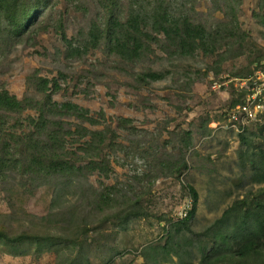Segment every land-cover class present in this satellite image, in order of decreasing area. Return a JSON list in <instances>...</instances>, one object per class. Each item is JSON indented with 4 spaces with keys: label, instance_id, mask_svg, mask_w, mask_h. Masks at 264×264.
Returning <instances> with one entry per match:
<instances>
[{
    "label": "rangeland",
    "instance_id": "obj_1",
    "mask_svg": "<svg viewBox=\"0 0 264 264\" xmlns=\"http://www.w3.org/2000/svg\"><path fill=\"white\" fill-rule=\"evenodd\" d=\"M80 1L48 0L34 25L36 38L0 43V87L6 85L20 99L27 95L40 97L32 85L29 88V76L39 74L53 79L64 73V90L54 98L72 100L88 108L94 117L100 111L106 113L108 121L102 125L84 124L93 129L112 126L117 144L106 146L103 155L110 159L113 170L108 177L89 173L76 181L72 194L65 193L63 199L68 197L69 201L64 208L81 206L83 211L78 232L69 234L60 217L50 226L49 235L55 237L52 241L0 243V264H70L75 259V264H178L179 256L175 254L168 260L163 258L165 253L156 262L152 259V247L168 243L173 245L171 253L185 251L188 260L187 252L191 250L193 261L198 263L200 245L208 247L212 243L204 237L206 230L237 200L264 187V183H254L251 178V160L258 158L259 148H264V117L247 124L243 132L232 127L229 119L237 106L233 102H243L252 82L260 83L258 72L264 73V2L238 0L240 30L235 27V35L222 42L218 53L226 52L227 58L218 69L219 56L202 51L193 57L166 59L167 53L156 49L157 55L151 54L139 63L121 61L101 51L103 48L79 57L68 55L58 31L60 19L77 46L82 31H87L93 20L103 21L113 12L100 7L96 0ZM130 2L118 0L114 13L126 17ZM173 2L178 11L208 28L228 17L225 7L219 9L212 0ZM150 67L170 69L172 73L150 85H137L132 73ZM118 117L133 122L121 127ZM16 118L19 116L8 119L7 130H13ZM69 120L80 123L74 118ZM186 130L192 131L193 145L181 150ZM241 134L248 141H243ZM182 157L187 167L182 163L179 170L168 167ZM163 160L168 166L161 164ZM58 184L55 178L31 179L29 184L13 173L0 178V228L14 231L13 236L45 231L47 223L41 218L56 211L58 204L53 201ZM104 184L115 187L125 199L89 219L91 205L82 194L97 193ZM189 184L197 189L199 198L194 218L180 231L181 237H186L184 241L191 243L182 251L174 241L179 240L178 236L171 238L169 231L192 208ZM135 196L134 203L126 201Z\"/></svg>",
    "mask_w": 264,
    "mask_h": 264
},
{
    "label": "trees",
    "instance_id": "obj_2",
    "mask_svg": "<svg viewBox=\"0 0 264 264\" xmlns=\"http://www.w3.org/2000/svg\"><path fill=\"white\" fill-rule=\"evenodd\" d=\"M212 1L219 9L224 6L228 16L214 28L195 22L183 11H178L173 0H131L124 18L114 13L118 0H96L100 7L113 12L104 16L103 21L93 20L88 30L82 31L83 35L78 40L81 43L77 46L74 45V39L69 38L64 31L61 19L57 26L61 28L58 31L67 46L68 55L74 57L103 48L101 51L116 56L121 61L139 63L151 54L157 55L156 49L167 53L166 59L193 57L198 51H202L205 55L219 56L217 62L220 69L221 63L227 58L226 52L218 53L223 46L222 42L235 35V27L240 30L237 15L239 4L238 0ZM47 2L48 0H0V43L8 44L13 40L21 43L27 36L32 38L37 31L34 25L47 7ZM69 2L79 4L82 1ZM171 73L170 69L150 67L132 73V77L137 85L147 86L167 78ZM250 73L251 70L247 75ZM66 77L64 73L53 79L39 74L29 76V88L32 85L40 97L27 95L20 99L6 85L0 87V178H6L9 173L18 174L29 184L31 179L47 181L55 178L59 180L60 186L53 201L58 204L55 206L56 211L41 218L47 223L45 231L24 232L13 236L14 231L1 227L2 244L13 245L25 240L33 243L52 241L55 237L49 235L50 226L59 222L60 217H63L60 220L65 222L69 234L78 232L82 225L83 211L81 206L64 208L65 202L69 201L68 197L63 199L65 193H71L76 181L80 182L89 173L99 172L108 177L113 170L110 159L103 155L106 146L117 144L114 141L117 135L112 126L107 124L106 127L93 129L84 124L98 127L108 121L106 113L100 111L94 117L88 108L72 100L60 101L54 98L63 89L62 80ZM239 101H234L233 105L242 102ZM13 115L19 118H16L13 130L9 131L5 126ZM69 118L80 123L75 124ZM132 122L131 118L117 119L121 127H127ZM241 136L243 141H248L245 134ZM192 145V131L186 130L181 150L189 149ZM256 152L259 156L251 160V178L252 182L261 184L264 183V148H259ZM162 162V165L168 166L167 160ZM181 163L187 167L184 157L168 167L179 170ZM188 190L193 199L192 208L173 225L174 230L169 231L171 238L178 236L179 240L174 241L182 251L187 250L191 243L184 241L186 237L182 238L180 231L194 218L199 198L193 185L189 184ZM82 195L91 205L87 204L90 207L87 214L89 219L95 214H102L106 209L114 208L125 199L124 195L120 197L119 190L116 191L115 187L107 184L97 193ZM131 199L128 197L126 201L134 203L137 196L134 200ZM204 237L212 243L208 247L200 245L201 260L198 263L193 261L194 254L191 250L187 252L190 260L185 259V251L182 253L176 249L175 253H171L173 245L170 243L152 247L155 251L152 259L156 262L165 253L164 260H168L167 257L172 254L179 256L178 264H264V187L237 200L216 224L206 230ZM76 261L77 259L73 263L71 260L70 264H75Z\"/></svg>",
    "mask_w": 264,
    "mask_h": 264
},
{
    "label": "built area",
    "instance_id": "obj_3",
    "mask_svg": "<svg viewBox=\"0 0 264 264\" xmlns=\"http://www.w3.org/2000/svg\"><path fill=\"white\" fill-rule=\"evenodd\" d=\"M258 79L260 80V83L258 80L253 81L245 100L242 103L237 104V106L230 112L229 119L231 126L238 132H243L246 129L247 124L249 125V123L257 121L260 117H264L263 72H258Z\"/></svg>",
    "mask_w": 264,
    "mask_h": 264
}]
</instances>
